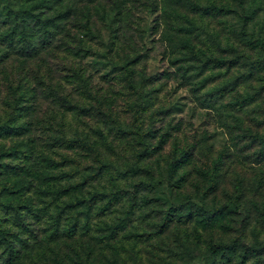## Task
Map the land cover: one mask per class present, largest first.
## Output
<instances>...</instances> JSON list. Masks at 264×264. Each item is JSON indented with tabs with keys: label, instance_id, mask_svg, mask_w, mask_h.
<instances>
[{
	"label": "trees",
	"instance_id": "1",
	"mask_svg": "<svg viewBox=\"0 0 264 264\" xmlns=\"http://www.w3.org/2000/svg\"><path fill=\"white\" fill-rule=\"evenodd\" d=\"M91 3L99 0H0V69L15 61L17 71H28V61L59 57L62 48L81 60L106 57L82 38L100 37L92 30ZM210 6L217 12L225 10L223 5ZM81 29L84 33L79 36ZM74 30L77 35L71 34ZM237 32L246 35V22ZM181 36L175 43L165 39L168 53L188 46ZM261 36L255 34L252 48L261 52L257 61L264 63ZM70 37L76 39L74 46L69 44ZM137 54L115 63L124 71L126 86L134 87L132 92L139 98L132 103L130 122L113 116L110 105L104 109L103 99L90 94L88 77L82 72L89 70L80 60L76 67L68 66L72 72L65 75L72 84L68 91L51 67L45 77L37 65L32 70L35 74L21 76L24 87L8 88L11 99L1 104L0 98V105L9 108L0 131L10 138L24 137L26 144L11 149L16 163H9V176L21 183L6 186V193L0 189V250L5 264H126L120 249L127 245L136 249V256L142 254L140 261L149 263L163 262L159 251L167 247L169 260L185 259V250L197 248L191 259H204L205 264H264L261 69L247 71L233 85L227 82L206 89L213 80L180 67L164 71L163 77L157 73L139 77L133 71L141 56ZM164 78L159 87H152ZM169 78L178 88L192 92L200 107L210 112L220 134L205 129L178 133L184 119L169 118L170 108L159 100L154 103L158 95H152ZM254 78L262 83L247 91L242 83ZM145 81H149L148 90ZM38 83L45 87L43 98L49 102L41 99ZM81 92L92 100L91 105L77 103ZM43 103L61 117L72 112L103 119L102 128L108 125L109 137L98 134L105 150L88 133L66 136L63 122L55 120L57 114L45 116ZM40 127L46 135L39 134ZM109 138L118 143L124 140L132 153L124 154V148L119 153ZM139 227L141 231L136 232Z\"/></svg>",
	"mask_w": 264,
	"mask_h": 264
},
{
	"label": "rangeland",
	"instance_id": "2",
	"mask_svg": "<svg viewBox=\"0 0 264 264\" xmlns=\"http://www.w3.org/2000/svg\"><path fill=\"white\" fill-rule=\"evenodd\" d=\"M119 3L122 4V7L119 6ZM211 4L223 5L225 10L217 12L210 6ZM89 5L91 6L92 30L98 32L100 37L96 39L83 36L82 38L84 40L89 39L92 48L97 49L102 54H107L106 57L91 58L89 56L81 60V58L65 52V48H62L63 50L59 51V57L51 56L44 61L40 58L28 61L30 62L28 71H17L15 68L18 65L17 62L9 61L3 67V71L2 68L0 69L1 104L4 103L5 99H11L8 88L12 86L24 87L25 78L21 76L26 72L29 75L35 74V71L32 70H37V65L42 67L38 72L45 77L46 71L51 67L53 70L51 72L62 78L63 87L68 91L72 87L71 82L65 80V75L72 73L68 66L76 67L80 60L82 65L89 70L82 72L85 77H88L87 83L90 85V94L96 96L95 93H97L105 102H103L104 109H108L106 104L110 105L113 116L118 114L120 120L130 122L132 121L133 108H135L132 103L138 101L139 98L135 97L132 92L134 87L126 86L128 84L124 78V71L118 70L115 63L121 62L126 57L131 59L138 55L137 53H140L141 56L133 71L138 72L137 75L141 78L154 73L163 77L166 74L164 71H177L176 68L180 67L183 71H190L188 74H203L205 78L213 80L207 84L206 89H209L219 88L227 82V85H233L236 78L244 75L247 71L261 69L262 72L258 78L264 77V63L257 61L261 52L252 48V39L255 34H262L261 37L264 38V0H99V3ZM244 22H246V35L237 32ZM181 28L185 30L179 32ZM73 33L77 35L76 30L72 31L71 34ZM83 33V29L78 31L79 36ZM181 33V37L186 39L185 44L188 46L184 49L180 48V50L178 48L175 54L168 53L165 39L168 38V43H175ZM75 43L76 39L70 37L69 44L74 46ZM132 45L135 46L134 52L131 48ZM198 49L199 51H197ZM125 51L126 53H124ZM137 75L134 77L136 78ZM166 81L168 82L166 86L165 84L162 85L163 87L155 93L153 91L152 95H158V99H155L154 103L159 100L163 107L170 108L169 118H174L175 121L179 117L184 119L183 128L178 133L185 131L186 134H193V131L205 129L209 133L216 130L220 134V127L213 122L208 114L210 112L200 107L188 88H178L172 78L166 79ZM164 82L165 78L154 83L152 87L157 88ZM261 83L262 81L254 78L242 84L247 88V91H251L252 85L257 87ZM145 84L144 89L148 90L150 88L149 81H145ZM40 85L42 84L38 83V86ZM44 88L42 85L39 90L41 99H44ZM78 97L77 103L80 105L87 107L93 103L86 95H82V92ZM96 97L94 99H97ZM43 101L49 102L50 100L44 99ZM42 106V110L46 112L45 116L57 114L55 120L63 122L66 136H71L75 131H79L81 134L88 133L91 139L97 141L100 149L105 150L102 146L104 141L98 134V131H101L103 135L109 137L106 134V131L109 130L108 125H105L104 129L102 128L103 119L91 117L88 114L77 116L72 112H66L61 117L56 110L51 109L50 105L43 103ZM8 111L9 108L0 105V124L5 123ZM55 120H53V128L57 127ZM110 121L108 123L111 125ZM158 124L157 122L155 125ZM38 129L39 134L46 135L43 128ZM3 135V130H1L0 189H3L1 194L6 193V186L10 184L18 186L21 183L19 178L9 176L12 169L9 165L16 163L12 158L11 149L14 147L20 149L26 145L24 137L10 138V136ZM218 140L221 141V136H218ZM108 141L114 147H119L117 150L119 153L124 148L122 151L129 156L130 147L124 140H119L118 143V141H111L109 138ZM78 217H81V214H78ZM13 229L18 231L16 226ZM140 231L141 227L136 230V232ZM129 239L133 245L134 236ZM27 240L31 241L32 239L29 237ZM33 243L29 242L30 245ZM19 244L17 242V245ZM126 248L120 249L126 259V264H184V261L190 264H201L202 261L205 264L204 259L198 260V257L191 259V255L197 251V248L185 250V259L169 260L171 252L165 247L159 251L164 261L157 260L150 263L145 260L140 261L139 256L142 254L137 253L136 256V249L133 250L129 245ZM1 252L0 250V264H5ZM35 252L33 250V254ZM33 261H37V257H34ZM25 262L28 260L22 261V263Z\"/></svg>",
	"mask_w": 264,
	"mask_h": 264
}]
</instances>
